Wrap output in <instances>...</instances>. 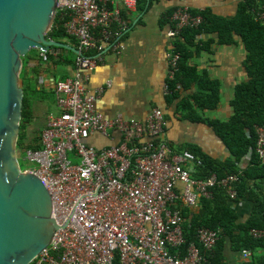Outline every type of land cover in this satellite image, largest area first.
<instances>
[{"label": "built area", "instance_id": "obj_1", "mask_svg": "<svg viewBox=\"0 0 264 264\" xmlns=\"http://www.w3.org/2000/svg\"><path fill=\"white\" fill-rule=\"evenodd\" d=\"M136 10L137 0H57L56 15L66 20L65 32L75 39L80 55L75 74L56 85L60 114L49 117L42 147L25 151L32 167L23 172L36 175L47 188L61 228L33 264H211L219 234L201 229L199 247L184 250L183 209L198 208L218 188L235 200L242 173L193 178L192 166L202 162L163 140L167 121L160 109L153 108L143 122L121 115L107 118L94 109L103 90L89 94L85 89L86 72L104 52L120 53L128 31L124 17ZM167 20V38L172 39L203 23L185 7ZM256 20L264 25V10ZM40 54L48 60L45 52ZM178 59L172 51L167 54L166 80H173ZM163 91L169 92L166 82ZM112 131L120 135L114 145L97 149L86 142L93 133L108 136ZM257 135L256 153L264 165V128ZM250 234L264 239V231ZM241 257L249 262L252 254L243 251Z\"/></svg>", "mask_w": 264, "mask_h": 264}, {"label": "trees", "instance_id": "obj_2", "mask_svg": "<svg viewBox=\"0 0 264 264\" xmlns=\"http://www.w3.org/2000/svg\"><path fill=\"white\" fill-rule=\"evenodd\" d=\"M145 5L146 0H137L138 11L143 12ZM260 10H264V0L259 3L247 1L240 7L234 19L218 18L206 11H190L191 15L203 19L202 25L183 30L172 43L171 51L179 59L173 80H165L169 89L165 95L167 104L179 100L178 110L193 122L211 127L231 155L226 161H217L197 148L185 149L194 153L202 162L201 166L195 167L193 178L205 180L215 175L218 179H224L242 173L235 187V200L229 199L226 192L218 188L213 190L211 200L200 201L198 213L192 214L190 209H183L186 241L184 250L193 244L199 247L197 234L201 229L219 234V242L210 257L211 264H226L224 253L228 246L240 256L243 251L252 254L251 260L245 264H264V239H255L250 234L253 230L264 231V165L256 153L257 129L264 128V25L256 20V13ZM171 14L172 11L165 18V22ZM65 22L57 14L46 38L69 41L75 45V39L65 32ZM209 36V40L203 39ZM238 38L246 52L244 65L247 79L235 87L230 102L232 115L229 119H210L206 112L217 110L221 104V84L206 73L199 74L197 67L191 65L190 61L196 53L209 52L212 43L233 46L238 44ZM37 55L40 56V50L33 49L23 58L20 77L24 98L17 150L22 151L42 147L40 138L29 140L27 133V124L32 117V101L37 91L27 76L26 65ZM46 55L54 59L50 52ZM68 63L72 61L68 60ZM193 86L196 91L190 97L181 98L182 91ZM239 203L252 204V211L244 222L234 209Z\"/></svg>", "mask_w": 264, "mask_h": 264}, {"label": "crops", "instance_id": "obj_3", "mask_svg": "<svg viewBox=\"0 0 264 264\" xmlns=\"http://www.w3.org/2000/svg\"><path fill=\"white\" fill-rule=\"evenodd\" d=\"M247 1L260 2V0H146L143 12L136 10L125 18L128 31L122 38L120 53L115 54L111 50H106L97 66L86 72V91L91 94L99 89L103 90L94 102L95 111L107 118L121 115L127 120L143 122L153 108L160 109L167 121L162 138L174 150L184 151L193 147L213 160L226 161L231 158L226 145L211 127L186 118L178 110L179 100L171 104L166 102L163 86L167 73V54L171 52L172 43L176 38H167L169 27L165 18L171 11L185 7L195 12L206 11L218 18L234 19L240 7ZM118 7L121 9L120 5ZM210 38L209 36L203 39ZM59 42L76 48V44L72 45L69 41ZM50 53L54 59L48 58L44 61L40 54L30 59L26 65L27 76L37 91L32 101V117L27 124V133L29 140L40 138V144L49 117L60 114L56 85L75 74V61L78 56L70 50H52ZM245 58V49L238 38V44L233 46L212 43L209 52L196 53L191 59V65L197 67L199 74L206 73L221 84V104L217 110L206 112L208 118L227 120L232 115L230 102L235 87L247 79ZM68 60L72 63H68ZM195 91L194 86L182 91L181 98L190 97ZM51 103H54L53 107ZM210 113L213 115L210 116ZM119 140V133L112 131L108 136L93 133L86 142L100 149L114 145ZM194 167L192 166V171ZM234 209L244 222L252 211V204L239 203ZM199 210V207L190 209L192 214L198 213ZM224 256L226 264L247 263L229 246Z\"/></svg>", "mask_w": 264, "mask_h": 264}, {"label": "water", "instance_id": "obj_4", "mask_svg": "<svg viewBox=\"0 0 264 264\" xmlns=\"http://www.w3.org/2000/svg\"><path fill=\"white\" fill-rule=\"evenodd\" d=\"M56 9L57 0H0V264H33L61 230L49 191L36 175L21 170L17 150L23 58L33 49L80 55L46 38Z\"/></svg>", "mask_w": 264, "mask_h": 264}, {"label": "rangeland", "instance_id": "obj_5", "mask_svg": "<svg viewBox=\"0 0 264 264\" xmlns=\"http://www.w3.org/2000/svg\"><path fill=\"white\" fill-rule=\"evenodd\" d=\"M20 84L22 85V80H20ZM51 99L53 100L52 97H51ZM53 102H54V100H53ZM50 105L53 107L54 103H51ZM209 115L212 116L213 114L210 113ZM25 151L18 149V161H19V165H20L21 170H26V169L32 167V163L26 159Z\"/></svg>", "mask_w": 264, "mask_h": 264}]
</instances>
